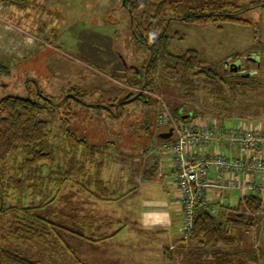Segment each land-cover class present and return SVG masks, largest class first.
<instances>
[{"label":"rangeland","instance_id":"obj_1","mask_svg":"<svg viewBox=\"0 0 264 264\" xmlns=\"http://www.w3.org/2000/svg\"><path fill=\"white\" fill-rule=\"evenodd\" d=\"M122 1L35 0L25 7H20L19 4L13 5L7 1L0 7L1 21L14 28L13 31H16L18 35L21 34L23 38L25 35L31 36V39L23 40L18 39V35L16 39L14 36L13 39H7L3 32L6 30L4 27L6 25L2 30V24H0V34L2 33L4 37L0 42L1 45L3 44V49L7 46L12 48L15 45L19 48L16 47L19 52L13 51L12 55L6 58L7 60L1 62L7 69H0V99L5 95L39 99V93H41L50 97L53 103H57L69 93L76 94L81 100L74 99L71 103L69 102L70 104H52L50 105L51 112L41 114V117L50 123L51 133L56 138L55 144L60 145V139L68 131L87 136L90 141L102 143L111 136L110 131L121 133L122 141H119L117 146L124 150L114 152V165L110 171L115 176L123 172L136 184L135 192H130L122 200L98 203L103 216L114 217L113 220L116 222L113 230L123 226L115 236L107 240L88 242L66 232L61 236H51L48 242H29L14 236H6L4 230L0 232L5 245L14 247L25 256L38 259L44 264L184 263L180 256H173L172 261L164 258V250L176 247L184 236L181 233L184 227L180 228V233L175 232L172 238L168 233V228L152 227L145 222L144 214L148 211L142 207L144 199H162L163 171L158 167L152 179L143 180L142 177L144 171L156 158L153 143L160 142L157 139V130L168 132L170 126L157 127L156 125H159L158 116L151 113L150 120L153 121L150 122H152L153 135L149 139L143 129L142 111H145L143 105L127 106L122 120L121 118L112 120L103 109L87 106L91 103L110 105V98H118L122 101L124 96L135 94L139 88L126 81L135 73L131 68L133 65L139 68L143 66L146 49L144 45L135 43L130 32L127 11L121 5ZM197 1L205 2L204 0ZM223 1L227 0H211L219 4ZM231 1L238 4H249L252 0ZM195 3V0H182L177 13H185L191 6L194 7ZM242 16L250 23L243 25L215 22L201 27L184 21H172L168 28V33L174 36L170 46L173 52L181 53L193 48L199 52L200 58L208 63L230 62L234 59V55L241 53L242 56L245 55L244 69L248 70L247 73L251 71L253 74L249 76L255 75V84H259L254 89L250 85L249 88L252 89L245 94L244 98H239V101L235 102L233 100V106H236L234 111L222 112L216 109L211 99L205 103L201 101L191 103L184 100L183 91L178 86H170L164 77L159 78L161 89L159 93L164 99L177 105L184 102L187 111L190 112L191 108H195L199 112L195 120L202 118L203 121L215 123V125L222 120H227L225 125L231 128L237 125L234 119L245 117V114L249 113L251 118L254 117L253 119L256 117L262 119L260 122L264 125V7L245 11ZM220 25L222 28L218 27ZM10 34L13 35L11 32ZM0 37L2 39V36ZM31 43L35 46L33 45L34 47L28 53H24L23 48L29 49L30 46L32 47ZM247 60L250 62L248 63ZM256 60L259 62L256 63ZM121 63L124 66L127 63L130 69L125 72L117 68V65ZM122 89L125 94L122 93ZM151 93L159 94L153 91ZM226 95L228 99L231 98L229 93ZM193 114L187 115L186 118L192 119ZM114 137L111 138L115 139ZM132 144L139 145V147L147 146L146 155L137 154L138 150L132 156L127 155L125 150H128ZM229 147V144L225 145L223 142H216L214 145L215 150L222 149V151ZM19 164H11L6 171L1 166V170L9 176L15 172ZM164 172H169L168 167L164 168ZM174 185L177 199H179L180 193L175 180ZM79 187L75 183L64 192L68 194V198L74 199V202L80 200L84 203L83 195L88 194L86 191L81 192V197L70 193L71 191L72 193L77 192L76 189ZM231 192L230 205L235 207L239 204L241 195L237 190L226 191L223 193L224 198ZM37 198L39 200L40 196ZM15 201V197L12 196L6 203L10 204ZM29 202V197L25 198V205H29ZM13 217L12 213H8L1 222L8 224L6 226L8 227ZM147 217V220L151 219ZM153 222L155 223L154 219ZM255 231L258 234V228ZM237 234L239 239L237 247L244 250L247 248L245 241L251 238L242 230ZM261 234L264 236V227ZM175 237L178 239L175 240ZM253 245L254 250L257 251V244ZM260 252L264 253V246L260 248Z\"/></svg>","mask_w":264,"mask_h":264},{"label":"trees","instance_id":"obj_2","mask_svg":"<svg viewBox=\"0 0 264 264\" xmlns=\"http://www.w3.org/2000/svg\"><path fill=\"white\" fill-rule=\"evenodd\" d=\"M181 1L121 2L127 11L135 43L144 45L146 49L143 66L139 68L133 65L131 68L135 73L126 82L159 93V78L164 77L170 86L176 85L183 91L184 100L205 103L211 99L216 109L232 112L236 109L233 100L235 102L244 98L252 89L249 88L250 85L253 89L259 86L255 84V75L250 77L253 73H247L248 70L243 67V63L246 65L245 55H234L230 63L241 60L238 70L234 71L227 61L208 63L202 60L199 52L193 48L175 53L170 48L174 36L168 33V28L174 20L201 27L215 22L247 25L250 21L242 13L264 7V0H252L249 4H238L231 0L221 4L211 0H195L194 7L179 14L177 12ZM12 3L18 4L17 1ZM218 27L222 28L221 25ZM127 65L126 63L125 66ZM5 68L0 62V69ZM228 93L231 95L230 99L226 95ZM74 99L80 98L69 93L61 102L53 103L50 97L39 93V99L17 95H5L0 99V232L4 230L6 236L29 242H48L51 236H61L67 232L84 241L99 242L115 236L123 227L113 230L116 222L114 217L103 216L98 208L99 202H118L130 192H135L136 184L127 174L121 172L115 176L110 171L114 165V152L123 149L117 146L123 135L110 131L111 136L102 143L68 131L60 139V145H56L49 121L41 117L43 112L52 111L50 105L71 103ZM165 100L177 123L185 121L186 116L193 113L192 118L199 116L195 108H191V112L187 111L184 102L177 105L166 98ZM109 102L110 105L91 103L87 106L103 109L112 120H122L127 106L143 105V129L149 139L152 137L151 113L160 116L162 108L159 100L136 90L135 94L124 96L122 101L110 98ZM161 133L164 132L160 131L159 134ZM157 139L162 140L160 136ZM147 149V146L132 144L125 152L132 156L138 150L137 154L144 156ZM11 164L19 165L13 174L7 176L2 172L1 166L6 171ZM160 165L154 158L144 171L143 180L152 179ZM75 183L80 187L76 189L77 192L70 193L81 197V192L86 191L88 194L83 195L84 203L80 200L74 202L64 192ZM12 196L16 201L7 204L6 201ZM27 197L30 199L29 205H25ZM262 207V199L257 194L244 195L237 206L223 205L216 212L211 211L210 204L197 203L192 230L187 235L182 230L184 236L176 247L164 250V258L172 261L173 256H180L183 264H255L258 252L254 250V246L240 250L237 247V233L256 225L257 220L253 214L260 212ZM8 213H12L14 217L6 227L8 224L1 221ZM3 242L0 235V264H44Z\"/></svg>","mask_w":264,"mask_h":264},{"label":"built area","instance_id":"obj_3","mask_svg":"<svg viewBox=\"0 0 264 264\" xmlns=\"http://www.w3.org/2000/svg\"><path fill=\"white\" fill-rule=\"evenodd\" d=\"M7 1L18 0H0V7ZM137 90L160 101L162 109L157 127L169 125L172 129V135L161 141V148L168 151L173 159L186 235L194 225L195 205L199 202L211 205L206 194L208 186H217L225 191L240 189L264 193V129L243 126L219 128L202 118H185V121L177 123L162 94H152L142 87ZM224 141L238 149L241 156H228L222 149H211L214 143ZM212 169L216 170L215 183L208 181ZM216 210L217 207L211 206L212 212Z\"/></svg>","mask_w":264,"mask_h":264},{"label":"crops","instance_id":"obj_4","mask_svg":"<svg viewBox=\"0 0 264 264\" xmlns=\"http://www.w3.org/2000/svg\"><path fill=\"white\" fill-rule=\"evenodd\" d=\"M31 1H35V0H18V4L20 5V7H25L27 4L29 5V2ZM119 0H117L118 2ZM12 3V2H10ZM14 5V3H12ZM19 19V18H18ZM17 19V20H18ZM177 21V20H174ZM0 24H2V30H3V26L6 28V30H4L3 32L5 33L7 39L14 38L16 39V31H13L14 28L10 27V25L5 24L3 21L0 20ZM10 29V30H9ZM12 29V30H11ZM10 32L13 34L11 35ZM27 34V33H26ZM34 34V33H33ZM11 35V36H8ZM20 36H22L21 34H19ZM18 35V39H25V38H29L31 39V36L29 35H25V37L23 38L20 37ZM0 36H2V39L0 37V42L4 39L2 33L0 34ZM35 37V34H34ZM36 38V37H35ZM18 41V40H16ZM32 47L30 46L29 49L27 48H23V52L24 53H28V51L30 49H32L35 44L31 43ZM1 45V43H0ZM34 45V46H33ZM17 46L15 45L12 48H9V46L6 47V49H3V44L0 47V62H3L5 60H7L6 58L9 55H12L11 53L13 51H18L19 52V48H16ZM21 48V46H20ZM27 49V50H26ZM4 56V57H3ZM117 68L119 69H123V71H127L129 70L127 66H124L122 63L117 65ZM124 73V72H123ZM128 75V72L126 73ZM123 90V89H122ZM124 92V90H123ZM122 92V93H123ZM187 117V116H186ZM250 114L247 113L245 114V117H239V119H234V121L236 122L237 125L233 126H243L245 128H262L264 129V125H262L260 122V120L262 119H258L257 117L255 119L251 118L249 119ZM227 121V120H226ZM226 121L222 120V122H218V125H215L219 128H223V127H228L227 125H225ZM260 122V123H259ZM215 124V123H214ZM157 126V125H156ZM255 126V127H254ZM229 128V127H228ZM232 128V127H231ZM160 131L157 130V138H159ZM163 140V138H162ZM157 143H153V151L154 154L156 155V159L161 163L160 165V170L163 171V179L161 180L163 183V195H162V199H155V198H147L144 199L143 201V205L142 207H144V209H147L146 214H144L145 216V222H147L148 225L152 226V227H166L169 230V234H171V237L174 238L173 236H175V232L180 233V228L183 227V215H182V203L179 201V199H177V195H176V191H175V185H174V180H175V176H174V172H173V159L171 157V155L168 153V151L162 149L161 147V141ZM221 143V142H220ZM225 145L229 144L228 142L224 141L223 142ZM215 145V143H214ZM214 145L211 147L214 148ZM229 148L227 150H224L225 153L228 156H241L240 151L238 149L233 148L230 144H229ZM201 152V151H199ZM203 152V151H202ZM168 167L169 172L165 173L164 172V168ZM215 175H216V170L212 169L210 171L209 174V179L208 181H211L212 183H215ZM165 182V183H164ZM237 190V192H239V194L241 195V199L243 198V196L248 195V194H257L263 202V207L262 210L258 213L253 214L254 215V219L257 220L256 225L252 226V228H250L249 230L245 231V233L247 235H249V240H247V242L245 241V243H247V247H253V244H257V252L258 254L256 255V263L255 264H264V253L262 254L260 252V248L262 246H264V236L261 234L262 228L264 227V193L258 192V193H253L250 191H244V190H240V189H234V190H226V191H235ZM225 190H222L221 188L217 187V186H208L207 190H206V194H207V198L211 203V206L220 208L223 205H230V200L232 197V192L231 194H227L224 198V192H226ZM151 215V216H150ZM147 216H149L151 219L147 220ZM147 217V218H146ZM153 219L155 221V223L153 222ZM258 228V234L256 233V229ZM171 232V233H170ZM255 232V234H254ZM178 237H175V240H177ZM256 241V243H254ZM255 247V246H254Z\"/></svg>","mask_w":264,"mask_h":264},{"label":"water","instance_id":"obj_5","mask_svg":"<svg viewBox=\"0 0 264 264\" xmlns=\"http://www.w3.org/2000/svg\"><path fill=\"white\" fill-rule=\"evenodd\" d=\"M123 3L125 4V0H123ZM228 63L230 64V66L233 67L232 70L237 71L238 67L241 63V60H237V61L231 62V63L228 61ZM171 135H172V129H170V131H168V132L161 133L160 137L166 139V138H169Z\"/></svg>","mask_w":264,"mask_h":264},{"label":"flooded vegetation","instance_id":"obj_6","mask_svg":"<svg viewBox=\"0 0 264 264\" xmlns=\"http://www.w3.org/2000/svg\"><path fill=\"white\" fill-rule=\"evenodd\" d=\"M241 70H243V67L241 66Z\"/></svg>","mask_w":264,"mask_h":264}]
</instances>
